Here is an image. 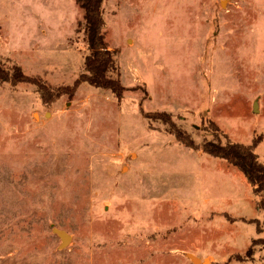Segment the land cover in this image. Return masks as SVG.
<instances>
[{
    "label": "rangeland",
    "instance_id": "1",
    "mask_svg": "<svg viewBox=\"0 0 264 264\" xmlns=\"http://www.w3.org/2000/svg\"><path fill=\"white\" fill-rule=\"evenodd\" d=\"M103 7L122 99L0 81V264H264L243 172L146 117L170 113L197 143L255 141L264 163V0ZM84 27L80 0H0V64L72 85Z\"/></svg>",
    "mask_w": 264,
    "mask_h": 264
},
{
    "label": "trees",
    "instance_id": "2",
    "mask_svg": "<svg viewBox=\"0 0 264 264\" xmlns=\"http://www.w3.org/2000/svg\"><path fill=\"white\" fill-rule=\"evenodd\" d=\"M80 4L83 9L84 31L89 53L85 56L84 72L72 85L51 87L43 82L40 76L26 74L20 65H16L13 69H7L0 64V81L10 82L14 85L20 82L36 84L45 101L50 98H57L64 93H68L70 96L73 95L78 85L83 81H87L98 88L109 89L118 99H122L127 88L119 77H114L111 74L115 69L114 52L107 45L103 34L106 24L104 0H80ZM146 117L151 120H162L169 126L170 133L187 147L201 150L214 157L223 158L237 167L252 185L253 192L260 196L259 206L264 210V163L259 160L255 152L257 142L254 141L251 145L238 142L224 144L220 140L207 139L202 143H197L191 134L173 120L170 113L166 111L146 112ZM257 228L258 231H261V228ZM257 241L264 242V238L255 240V242ZM251 249H249V252H251Z\"/></svg>",
    "mask_w": 264,
    "mask_h": 264
},
{
    "label": "water",
    "instance_id": "3",
    "mask_svg": "<svg viewBox=\"0 0 264 264\" xmlns=\"http://www.w3.org/2000/svg\"><path fill=\"white\" fill-rule=\"evenodd\" d=\"M59 235L63 239V246L66 247L70 243V235L66 231H60ZM196 262L198 263V260Z\"/></svg>",
    "mask_w": 264,
    "mask_h": 264
}]
</instances>
